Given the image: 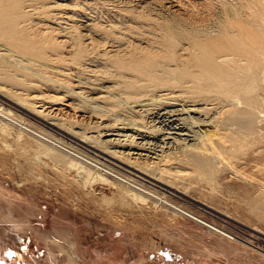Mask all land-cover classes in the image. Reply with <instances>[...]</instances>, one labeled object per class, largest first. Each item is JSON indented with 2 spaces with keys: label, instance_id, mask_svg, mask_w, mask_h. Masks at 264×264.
Here are the masks:
<instances>
[{
  "label": "rangeland",
  "instance_id": "1",
  "mask_svg": "<svg viewBox=\"0 0 264 264\" xmlns=\"http://www.w3.org/2000/svg\"><path fill=\"white\" fill-rule=\"evenodd\" d=\"M0 6V23L11 33L0 34V207H10L18 222L17 229L0 222V264H264V209L254 205L264 203V93L256 91L249 107L243 101L228 107L214 94L191 101L157 85L143 89L115 70L132 54L179 60L192 44L236 37L238 24L264 36L261 1L0 0ZM263 69L257 72L264 78ZM167 111L189 132L158 123L156 114ZM222 128L241 140L240 150L194 166L192 145ZM246 140L259 149L247 150ZM87 159L165 201L133 207L117 184L87 188ZM78 161L86 163L71 166ZM221 238L238 252L220 250Z\"/></svg>",
  "mask_w": 264,
  "mask_h": 264
},
{
  "label": "bare ground",
  "instance_id": "2",
  "mask_svg": "<svg viewBox=\"0 0 264 264\" xmlns=\"http://www.w3.org/2000/svg\"><path fill=\"white\" fill-rule=\"evenodd\" d=\"M259 1H261L263 3V5H264V0H259ZM1 9H3V8H1V6H0V12H1ZM249 12L250 11H248V13ZM249 16L253 17V16L250 15V13H249L248 17ZM245 26H246L245 28L243 26H240L239 24L234 26L235 32L237 33V36L232 38V39L229 38V39H226V40H223V41H219V42H218V40H217V42L214 41L215 39L213 41H212V39L211 40L207 39L208 41H206V42L204 41L205 42L204 45L199 44L200 42L197 43V44H192L190 46L187 45V46H189V48L188 49H184V53L181 56H179V60L176 59L174 61L173 60L167 61V58H168L169 54L167 56L166 55L165 56L153 55V56H145V57H141L138 54H132V55H128L127 57H125L124 60L120 61V63L115 64V67H116L115 70L117 71V73L121 77H127V78H130V79H134L136 81V83L138 84V86L140 84L142 88L146 84H147L146 86H148V85L151 86L153 84V86L155 85V87L157 85V87L159 89H164V90L165 89H171V93H172V91L176 90L179 93V97L181 99L182 98L186 99V100L190 99L192 101L194 99H197V100L200 99L198 97L200 94H206V95L214 94V95H216V99H220V98L224 99V101L223 102L221 101V102L225 106L230 107L231 105H233L234 102L237 104V106H239L238 103L239 102L241 103V101H243V103L244 104L246 103L247 106L249 107L248 104L252 103L251 98H253L252 95L256 91H262V93H264V78L262 77V73H258L257 72L259 67H263L264 68V39L262 38L264 36H259L258 34H255L256 32L254 33L250 29V26L249 27L247 26V24ZM5 30H7L6 26H5V23H0V34L1 35H5L6 37H10L11 33L10 32H6ZM258 32L260 33V31H257V33ZM260 35H262V34H260ZM263 35H264V33H263ZM160 40H162V39H160ZM159 43H161V42H159ZM216 46L219 47L220 50H216V48H214ZM147 48H150V47L147 46ZM112 63H113V61H112ZM263 70H262V72H263ZM252 77L254 79H256V80H253ZM122 80H123V78H122ZM129 81H131V80H129ZM124 84L122 85L123 87L125 86ZM134 85L135 84H132L131 86H134ZM141 87H140V89H141ZM145 87L143 89H145ZM134 88L132 87V89H134ZM151 88H154V87L151 86ZM134 90H132V91H134ZM255 96H254L255 97V102L260 101L259 94L257 93ZM203 98H205V97H202L201 100L202 101H206L207 98L206 99H203ZM211 100L216 101L215 97H214V99H211ZM243 103H242V105L245 106L246 104L244 105ZM254 104H255V106H254V108H255L256 105H258V104H256V103H254ZM247 106L245 108H247ZM257 109H258V107H257ZM161 110L164 111V108L161 109ZM4 111H6V110H4ZM240 112H241V114H244L243 110L242 111L240 110ZM247 113H251L249 111V109L247 110ZM236 115H237V113H236ZM244 115H246V113ZM248 115L249 114L246 115L247 118H248ZM252 115L250 114L249 116H252ZM175 116H176V114H174V112H168V111L167 112H163V113L159 112V113L156 114V120L158 121V123L164 124L167 127H169L170 124H174L175 123L176 127L175 126L174 127L176 128L177 131L178 130H182V131L183 130H188V132H189V129H186L185 126H179V123L178 124L176 123L179 120L178 121L177 120H173V117H175ZM4 117L0 114V120H1V118L5 119ZM8 119H10V118H8ZM237 121H236V123H237ZM4 123H2V124H4ZM7 126L5 128H7ZM3 127H4V125H3ZM12 127H14V126H12ZM187 128H188V126H187ZM14 129H15V127H14ZM172 130H175V129L173 128ZM225 130H227V129H225ZM214 131H216L215 128H214ZM217 131L219 132L218 128H217ZM222 131H223V128H222L221 132ZM229 131H230V129H229ZM218 132H215L214 134L211 133V135L204 134L203 135L204 137L201 136L200 139H198V142L196 144L192 145V147L190 148L189 151L192 152L191 153V155H192L191 158H193L192 159V163H193L194 166L207 167V165H209V163H212V162L217 164L218 161L221 159V157L223 156V154L226 151H227V153L229 152V154H230L231 150H235L238 147L239 148L241 147V146H239V145H242V144H240L241 142L238 143V141H241V140L237 139L236 136L229 137V134H228L229 132L228 131H227L228 133H223V132L222 133H218ZM224 132H226V131H224ZM235 132H233V135L235 134ZM243 132H244V130H243ZM11 133H13V132H11ZM18 133H19V131H18ZM248 134L249 135H247V139L248 138L251 139L252 137H250V133H248ZM13 136H14V134H13ZM17 136L19 137V135H17ZM1 137H4V136H1ZM23 137H25V136H23ZM245 138H246V136H245ZM245 138H243V139H245ZM2 141H4V140H2ZM248 141H247V143H248ZM247 143H246V149L247 150H251V152L252 151L256 152L259 149L258 147L254 146L255 145L254 143H253L254 145L252 144V142H249L248 144ZM7 144H8V142H7ZM7 144H5V145L7 146ZM55 145H56V143H55ZM242 147H244V146H242ZM244 152H245V150H244ZM232 153H233V151H232ZM239 153L240 152H238V154ZM68 154H70V153H68ZM71 154H70V157L71 156L73 157V155H71ZM112 155H113V152H112ZM138 155L141 156L140 154H138ZM189 156H190V154H189ZM77 157H79V156H77ZM113 158H115V157H113ZM94 159H95V157H94ZM88 160L89 159H87V161ZM83 162H79L78 161L79 164H74L73 163V164H71V166H78V165L86 163V162H84V163ZM92 162L93 161H91V162L88 161V163H86V165H84L85 168L87 169L86 171H84L85 172L84 185L87 188H92L94 185H99V187H103V188H105V187H109L110 188L112 186L114 188L115 184H117L119 189L122 190L121 194H120L121 197L126 202H128L129 205H133V207H134V205L135 206L136 205H141V206L144 207L145 204L147 206V203L149 201L154 202V200H156V201H160L161 202V200H163L164 197L162 198L160 196L161 198H158V197H156L154 195L152 190L150 192V190L148 188H145L143 186H139V184H137V183H140V182H136L135 180H130V178L118 175L114 170L108 168L105 165L101 166L100 168L98 167L99 166L98 164L97 165L96 164L91 165V164H93ZM183 162H185V161H183ZM89 163H91V164H89ZM149 163H148V165H146L147 168L153 166L154 164L156 165V163H153V162L151 164H149ZM105 164H106V162H105ZM29 165L28 166L31 168L32 165L31 164H29ZM110 165H112V164H109L108 166H110ZM32 171H34V170H32ZM164 173L166 174V172H164ZM157 176H159L158 178H161L160 176H162V175H157ZM173 176L175 177V175H173ZM135 179H136V177H135ZM140 180H142V179H140ZM154 181H157V180H154ZM151 186H153V185H151ZM82 188H83V186H82ZM117 191H118V189H117ZM118 193H119V191H118ZM93 198H95V197H93ZM163 201H165V200H163ZM255 202L256 203H254V205L258 206L261 209H264V203L262 201L256 200ZM157 205H158V203H157ZM4 209H6V211H4L0 207V222L12 226L13 229H17L18 222H17V219L15 217V214L13 213V210L10 207H7V206H5ZM169 209H172L176 214L179 213V214H181V215H183L185 217H188V218L196 221L200 225L201 224L204 225L210 231L218 233L219 235H221V236H223L225 238H228V239H230L232 241H234L237 238V237H235V236H233L231 234H227L224 230L218 229L217 227L206 223L201 218H197L194 215H191L190 213H186V212L182 211L181 210L182 208L180 209L178 207L172 206ZM221 240L224 241L226 244H222V242H220V244L217 245V246H219L220 250L229 251V252H232L233 254L235 252H238L237 248H236L237 246L235 244H233L234 242L232 243L230 241H225L223 238H221ZM262 255H264V253H262Z\"/></svg>",
  "mask_w": 264,
  "mask_h": 264
}]
</instances>
